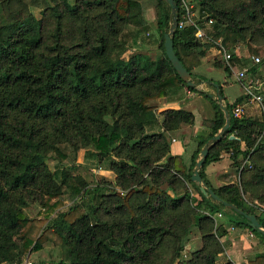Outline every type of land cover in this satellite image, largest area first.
<instances>
[{
  "label": "trees",
  "instance_id": "1",
  "mask_svg": "<svg viewBox=\"0 0 264 264\" xmlns=\"http://www.w3.org/2000/svg\"><path fill=\"white\" fill-rule=\"evenodd\" d=\"M189 1L202 24L211 20L205 40L195 37L193 26L176 28L173 36L175 53L195 81L210 83L197 69L218 44L240 66V46H264V0ZM148 9L154 11L151 22ZM170 18L164 0H0V264H23L47 242L60 249L56 264H218L226 233L214 218L219 212L264 242L242 215L205 197L191 180L200 149L225 118L218 103L188 86L168 60ZM144 43L160 53L153 58L137 50ZM212 65L231 76L223 58ZM218 87L230 126L199 173L223 201L256 215L264 227V93L260 119L237 118L232 109L244 98L229 102ZM182 89L202 94L213 108L202 120L209 135L198 142L191 167L171 154L170 133L194 125L193 113L157 111L152 103ZM63 146L75 154L84 150L115 178L90 183L51 170L48 157L67 158ZM226 155L236 180L214 187L205 167ZM65 190L73 198L62 210ZM32 207H38L33 216ZM195 235L201 246H191L185 259L182 252ZM248 264H264V255Z\"/></svg>",
  "mask_w": 264,
  "mask_h": 264
},
{
  "label": "crops",
  "instance_id": "2",
  "mask_svg": "<svg viewBox=\"0 0 264 264\" xmlns=\"http://www.w3.org/2000/svg\"><path fill=\"white\" fill-rule=\"evenodd\" d=\"M33 9L36 8H32V10ZM153 18L147 20L150 22L153 20ZM202 67L203 66H200L197 70L199 72H204ZM246 67L249 68L250 66ZM212 70H214V67H207L205 72L209 73L212 72ZM233 77V75L230 77L223 76V84H221L222 89L226 90L225 96L229 102H232L240 96L244 98L241 83L236 81V79ZM229 82L236 83L237 89L233 90L232 88H228L225 84L228 85ZM212 86V84L205 82L202 87V92L215 94L216 89ZM198 95L202 94L182 89L177 95L172 96L168 100L157 99L155 102H153L157 105V111L165 108H184L190 110L193 113L194 125H182L181 128L170 133L171 154L181 155L189 167H191L192 159L194 153L196 152L198 142L207 138L209 135V130L202 126V120L209 119L213 115V108L209 100L203 95L202 97L204 98L199 99ZM244 102L242 103L243 116L253 120L260 119L261 107H259L257 104H248ZM197 159L198 158H196L195 161ZM231 163L232 160L228 155L219 161L209 163L205 167V176L208 182L214 187L220 186L227 182H233L236 179V174L234 169L231 167ZM191 171H193V169ZM190 190L193 196L197 198L199 197L193 188H190ZM214 218L220 223H223L226 230V233L220 239L224 245L223 252L218 256L221 257L220 263H225L227 260H230L234 264H248L249 260L254 258L256 255H264V242L256 237L247 227L243 225L235 226L229 224L226 222V217L224 215L219 218L217 215H215ZM191 242L192 239L189 244Z\"/></svg>",
  "mask_w": 264,
  "mask_h": 264
},
{
  "label": "rangeland",
  "instance_id": "3",
  "mask_svg": "<svg viewBox=\"0 0 264 264\" xmlns=\"http://www.w3.org/2000/svg\"><path fill=\"white\" fill-rule=\"evenodd\" d=\"M69 2L71 4H73L74 0H69ZM193 4H195L193 2ZM34 14L37 16L39 14V10L38 9H33ZM197 13V12H196ZM38 17V16H37ZM146 17L148 20H150L151 18L154 17V11L153 9H148L146 12ZM151 22V21H150ZM206 26L205 27H211V23H205ZM150 36H152L151 38H157V35L153 32H149ZM147 35V34H146ZM205 40V39H202ZM145 49V50H144ZM212 48L210 49L206 56H205V60L206 62H204L201 66L202 70L204 72H200L202 74H200L201 76L207 77L209 79H211L210 81L212 83H216V84H223V76L227 77V75L223 72V69L220 68H214V70H212V72H205L207 67H213L212 65V59H220L222 58V54H220L218 52L217 49ZM133 50V49H132ZM131 50V52H133ZM137 50H141L146 52V54L150 57H156V55H158L160 53V50L156 47L155 44H140L139 46H137ZM228 51V50H227ZM130 55V51H127L124 54V58H127ZM239 56L242 58L241 62L244 63V66H240L239 64H233L232 61H230V64L233 66V70L231 72V76L234 74L235 71H237V69H242L246 66H250L251 65V57L252 56H259L260 57V65H259V70L256 71L259 74H264V63H261L263 58H264V46L263 47H258L255 45H251V47H246V46H240L239 48ZM250 73H252L250 71ZM234 78V77H233ZM235 81V80H234ZM228 88H232L233 90L237 89V84L234 82H229L228 85L225 84ZM226 90H223V93L225 95ZM199 99L204 98L202 97V95H198ZM155 102L152 101V103ZM262 106V103H261ZM259 106V107H261ZM147 132H149L150 130L147 129ZM62 150L67 154V158H65L62 162H59L58 159H54L52 156L48 157L47 159V163L48 166L51 170H58V172H60L61 170H65L68 173H71L72 175H79L82 176L83 178H85L88 182H94L96 180H98V178L100 176H105L110 180H113L115 178V175L112 171L109 170H102L97 168V164L95 160L89 159V158H85L84 157V150H80L77 154H75L68 146H63ZM236 178V176H235ZM236 180V179H235ZM64 198L65 201V206L62 208V210L66 209L67 206H69L72 203V199L73 198L68 190L64 191V194L62 196ZM87 199V197H85ZM264 208V206H262ZM38 210V207H32L28 209V213L33 216ZM191 246L193 248H198L201 246V239L199 235H195L192 237V242L190 244H187L184 251L182 252V257L183 258H188L190 256V248ZM60 255V249L58 248V246H54L50 243H45L43 248L36 251V252H32L30 253L27 257H24L22 262L23 264H56V261L58 260V257ZM219 256V255H218ZM217 256V263L218 264H223L220 263V258ZM61 257V256H60ZM59 257V258H60ZM6 264V263H4Z\"/></svg>",
  "mask_w": 264,
  "mask_h": 264
},
{
  "label": "water",
  "instance_id": "4",
  "mask_svg": "<svg viewBox=\"0 0 264 264\" xmlns=\"http://www.w3.org/2000/svg\"><path fill=\"white\" fill-rule=\"evenodd\" d=\"M164 1L167 2V4L170 6V16H171L169 29L166 33H164L165 54L168 60L170 61V63L172 64L173 68L175 69L176 73L188 86L193 87L195 90L203 91L202 87L204 83L207 81H199V82L195 81L192 75L183 66V64L177 57L174 50L173 36L177 28V14L179 10L178 5L175 0H164ZM210 84H212L215 87L216 92L215 94L207 93V95L218 103L220 109L223 111L225 122L222 125V127L212 137H210L200 149L198 154V159L195 161L193 166V171L191 173V180L198 185L199 191L205 197H211L213 200L217 202H221L226 208L232 209L233 211L242 215L248 221L249 226L252 229L257 230L264 236V227L260 224L256 215L247 214L242 209L238 208L236 205L223 201L218 195H216L214 190L205 182V180L201 177L199 173L207 157L210 147L223 137L225 131L230 126V114L227 108L225 107V100L220 93L218 84L212 83L211 81ZM229 138L235 139L236 137L231 135Z\"/></svg>",
  "mask_w": 264,
  "mask_h": 264
},
{
  "label": "built area",
  "instance_id": "5",
  "mask_svg": "<svg viewBox=\"0 0 264 264\" xmlns=\"http://www.w3.org/2000/svg\"><path fill=\"white\" fill-rule=\"evenodd\" d=\"M199 20L200 19L195 10V5L189 0H180L179 16H177V28L183 29L186 26H193L196 29L195 37L199 39H205L206 33L204 27L206 24H202ZM207 23L210 24L211 20H209ZM216 44H218V42ZM218 48V52L222 54V58L229 65L232 72L233 66L230 64L231 53L219 44ZM258 63H260V57L252 56L251 65H257ZM248 70L249 68L247 67L237 69L233 76L236 81L240 82L242 85L245 102L248 104H257L261 106L264 93V74H259L257 72L250 73ZM232 114L237 118L242 117L243 105L236 104L232 109ZM221 216L222 214L220 212L217 213L218 218Z\"/></svg>",
  "mask_w": 264,
  "mask_h": 264
}]
</instances>
